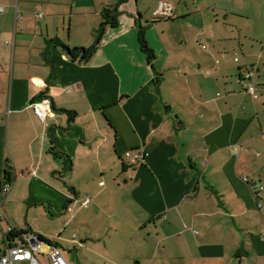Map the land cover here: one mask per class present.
Segmentation results:
<instances>
[{"label": "crops", "instance_id": "obj_1", "mask_svg": "<svg viewBox=\"0 0 264 264\" xmlns=\"http://www.w3.org/2000/svg\"><path fill=\"white\" fill-rule=\"evenodd\" d=\"M161 1L0 0V183L12 165L8 197L28 186L64 198L63 232L25 229L64 253L90 247L65 236L88 211L83 226H115L125 252L113 264H264V0H165L175 13L155 20ZM116 8L98 52L70 56L64 47H91ZM246 70L257 98L240 82ZM41 96L44 120L31 107ZM144 230L157 239L135 246Z\"/></svg>", "mask_w": 264, "mask_h": 264}, {"label": "rangeland", "instance_id": "obj_2", "mask_svg": "<svg viewBox=\"0 0 264 264\" xmlns=\"http://www.w3.org/2000/svg\"><path fill=\"white\" fill-rule=\"evenodd\" d=\"M103 122L105 121L103 120ZM120 167H122L121 164H120ZM256 185L259 188L261 187L260 184L258 183ZM23 189L25 190L24 192H22L21 197L17 193H15L9 197L7 196L8 198L5 199L6 200L5 212L9 218V221H11V224L13 225V227L20 229V230L21 229L25 230L29 227H33L34 230L43 231V233L45 234H48L51 232L59 233L60 229H62V232H63L64 221L61 220L62 214L60 212L62 208L61 204L65 201L64 198L59 195L55 198L53 197L46 198L45 195L44 196H41V195L31 196V193L33 192V190L30 191L31 189L28 188V186L27 188L24 186ZM52 199L54 201H58V203L54 204V201ZM51 200L53 202H51ZM50 204H52L53 206H58L59 210L57 209L55 210V212L50 213L49 211ZM86 212L88 211H84V213H82V215L80 216L81 218L77 219L76 223L74 224L75 228L78 225V228H80L81 230L80 231L75 230V228L72 227L71 231L65 234V236L69 237L70 240L75 239L76 242H84V244L89 242V240L87 239H90L92 243H90V247L88 249H85V247L81 248L75 244H65V247H66L65 249L67 250V252L65 253L66 260L68 261L69 264H83V261H86V262L88 261L90 264H98V263L103 264L104 261H107V263L113 264V262L115 261V258L120 257L122 254L124 255V252H125L124 247L120 249L119 245H116V241H120V240L118 237L119 235L116 236V231L114 229L115 226H113L111 223H107V221L103 217H102V220L100 219H97V221L92 220L93 226L91 225L83 226L80 223H82L81 222L82 219L86 218V215H85ZM2 228L6 231L8 228V224L4 223ZM87 228H90V229H87ZM111 229H112V232L109 233ZM117 229L123 230V233H128L130 230L128 227L123 228L122 226L118 227ZM86 233H89V236H86L85 235ZM150 233H151V236H149L150 235L149 231L144 230L142 232V235L139 236L137 240H135V246L137 245V243H139V239L144 238V237L146 238L148 237V240L154 243V241L157 239V236L154 233V231L152 232V230ZM188 236L192 237L190 234L188 235L184 234L181 238H188ZM112 240H115V242H113ZM3 241H4V234H3L2 229H0V247L3 245ZM135 246L131 249V252L129 254L130 258L131 256H133V254H136L134 253ZM186 246H189V247H186ZM191 246L183 244L181 250L184 247H186L187 248L186 251L188 253H192L191 250H189ZM145 253H146V250H145Z\"/></svg>", "mask_w": 264, "mask_h": 264}, {"label": "built area", "instance_id": "obj_3", "mask_svg": "<svg viewBox=\"0 0 264 264\" xmlns=\"http://www.w3.org/2000/svg\"><path fill=\"white\" fill-rule=\"evenodd\" d=\"M5 9L0 6V14H3ZM175 13V7L168 1H161L157 10L154 12V19H169L172 18ZM39 18L43 17V14L38 15ZM22 21V16L16 11V22L20 23ZM202 44V42H201ZM205 47V46H204ZM255 72L253 70H246L244 74L240 77V82L245 84L248 93L257 98V88L254 82ZM31 107L34 109L36 115L44 120L47 114V110L50 109V101L47 99H42L40 101L34 102ZM129 158L132 162H140L144 159V152H133L130 153ZM8 177L5 176V180L2 182V187L0 189V210L4 206L5 199L12 190V174L10 172L12 165L8 166ZM10 173V174H9ZM247 181V179H245ZM261 191L264 190L263 187L259 188ZM83 207L89 208L93 205V200L87 198L83 203ZM261 207V204H259ZM7 221L6 216L0 215V229H2L4 234L3 245L0 247V264H69L65 258L64 251L57 247L51 246L46 243L40 242L36 236L31 234H17L15 228L11 225L8 226L5 231L2 228V223ZM37 241V245H32L31 241Z\"/></svg>", "mask_w": 264, "mask_h": 264}, {"label": "trees", "instance_id": "obj_4", "mask_svg": "<svg viewBox=\"0 0 264 264\" xmlns=\"http://www.w3.org/2000/svg\"><path fill=\"white\" fill-rule=\"evenodd\" d=\"M127 0H120V2L118 3V5L123 4L124 2H126ZM118 7V6H117ZM103 16H104V20L105 23L102 25L99 34L95 40V43L89 47V48H75L73 50L64 47L66 49V51L69 53L70 56L76 58L78 56L81 57L82 61L84 62H88L99 50L100 47V43L102 40V35L105 31L106 26L110 25L112 27L117 25L118 22V18L120 16V12L118 11V9H114V10H105L103 12ZM138 45H139V49L140 51L146 56V59L148 61V63H151L152 61L155 60V54L153 49H151V47L148 44V41L146 39V27L140 26L139 27V31H138ZM256 74V73H255ZM256 77V76H255ZM255 82V79H254ZM256 85V84H255ZM257 88V86H256ZM257 94H258V90H257ZM43 99V96H41L40 98L37 99V101H40ZM63 112L67 115L68 120L70 122H73L76 119V112H72V111H66L63 110ZM5 176L7 177V179H9V175L8 172H6ZM2 187V182L0 183V189ZM17 231L16 233L19 235L22 234H26L27 232L23 229H16ZM33 236H36L37 239L42 242V243H46L48 245H50V241H48L47 239L44 238V236L40 235V234H33Z\"/></svg>", "mask_w": 264, "mask_h": 264}, {"label": "water", "instance_id": "obj_5", "mask_svg": "<svg viewBox=\"0 0 264 264\" xmlns=\"http://www.w3.org/2000/svg\"><path fill=\"white\" fill-rule=\"evenodd\" d=\"M31 244H32V245H37V244H38V242H37V241H35V240H33V241H31Z\"/></svg>", "mask_w": 264, "mask_h": 264}]
</instances>
